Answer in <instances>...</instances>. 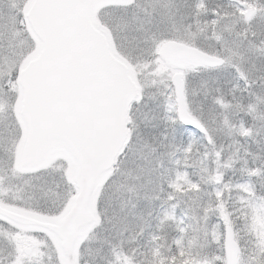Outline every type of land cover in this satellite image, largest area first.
<instances>
[{"label": "snow or ice", "instance_id": "1", "mask_svg": "<svg viewBox=\"0 0 264 264\" xmlns=\"http://www.w3.org/2000/svg\"><path fill=\"white\" fill-rule=\"evenodd\" d=\"M0 264H264V0H0Z\"/></svg>", "mask_w": 264, "mask_h": 264}, {"label": "water", "instance_id": "2", "mask_svg": "<svg viewBox=\"0 0 264 264\" xmlns=\"http://www.w3.org/2000/svg\"><path fill=\"white\" fill-rule=\"evenodd\" d=\"M51 78V73L47 66L41 68L38 79H37V103L38 106L43 109L46 108L49 103V82Z\"/></svg>", "mask_w": 264, "mask_h": 264}]
</instances>
